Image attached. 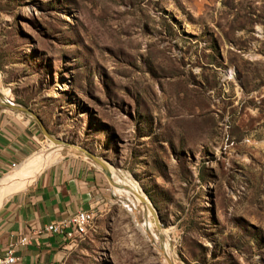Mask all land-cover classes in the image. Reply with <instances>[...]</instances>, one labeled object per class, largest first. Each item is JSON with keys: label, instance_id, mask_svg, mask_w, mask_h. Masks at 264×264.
<instances>
[{"label": "rangeland", "instance_id": "rangeland-1", "mask_svg": "<svg viewBox=\"0 0 264 264\" xmlns=\"http://www.w3.org/2000/svg\"><path fill=\"white\" fill-rule=\"evenodd\" d=\"M0 92L110 171L63 264H264V0H0Z\"/></svg>", "mask_w": 264, "mask_h": 264}, {"label": "crops", "instance_id": "crops-1", "mask_svg": "<svg viewBox=\"0 0 264 264\" xmlns=\"http://www.w3.org/2000/svg\"><path fill=\"white\" fill-rule=\"evenodd\" d=\"M5 99L0 96V180L35 153L43 133L35 119ZM46 167L0 206V256L21 237L29 239L15 247L14 264H63L69 243L45 227L80 211L96 215L109 200L105 172L86 157H64Z\"/></svg>", "mask_w": 264, "mask_h": 264}, {"label": "bare ground", "instance_id": "bare-ground-1", "mask_svg": "<svg viewBox=\"0 0 264 264\" xmlns=\"http://www.w3.org/2000/svg\"><path fill=\"white\" fill-rule=\"evenodd\" d=\"M73 148L77 151L79 148L73 146ZM63 146H50L46 145L38 154L32 155L25 162L16 166L11 172L6 174L0 180V206L4 203V201L11 196L13 192L20 191L24 189L34 178H36L37 174L49 164L50 161L53 160L57 156V154H66L63 153ZM67 152H71L68 150ZM69 154V153H68ZM39 175V174H38ZM140 207L142 205L140 204ZM148 221L158 227V222L156 219L152 218V216L148 215ZM94 214L91 213L90 218L88 219V225L93 221ZM145 226V225H143ZM159 229V227H158ZM162 231V230H161ZM163 232V231H162ZM163 257L166 259V254H163ZM171 260V259H170ZM172 262V260H171ZM165 264H170V261L164 262ZM173 264V263H172Z\"/></svg>", "mask_w": 264, "mask_h": 264}, {"label": "built area", "instance_id": "built-area-1", "mask_svg": "<svg viewBox=\"0 0 264 264\" xmlns=\"http://www.w3.org/2000/svg\"><path fill=\"white\" fill-rule=\"evenodd\" d=\"M92 212L94 211H80L69 219L49 224L45 227L44 231L55 235H61L68 243L72 242L77 239V237L83 236L87 232L89 229L88 219ZM28 240L27 237H21L17 243L10 244L6 253L0 256V264L16 263L18 259L13 255L15 247L19 244L23 245L27 243Z\"/></svg>", "mask_w": 264, "mask_h": 264}, {"label": "water", "instance_id": "water-1", "mask_svg": "<svg viewBox=\"0 0 264 264\" xmlns=\"http://www.w3.org/2000/svg\"><path fill=\"white\" fill-rule=\"evenodd\" d=\"M0 96H3V94H2L1 92H0ZM5 102H6V104H7L9 107H11V108H13V109H15V110L21 111V112H23V113L29 115L31 118L35 119V120L38 122V124L40 125L41 130L43 131V133H44L47 137H49L52 141H54V142L57 143V144H60V143H61V142H59L58 140L52 138V137H51V136L45 131V129H44V127L42 126V124H41L40 120L38 119V117H37L36 115H34L31 111H29L27 108L22 107V106H19V105H16L11 99H5ZM78 148H79V147H78ZM79 151H81V152H83L84 154H86V155L88 156V158H89L93 163H95V164H97L98 166H100V167L103 169V171H104L105 173H108V174L110 173L108 167L105 165V163H104L101 159H99L98 157H96V156L93 155L92 153H90V152H88V151H86V150H83V149H81V148H79ZM115 185H118V184L115 183ZM127 188L131 191L130 187H126V189H127ZM132 191H134V193H135L136 195H138L137 190L132 189ZM141 192H142V190H141ZM142 193H143V192H142ZM143 194H144V193H143ZM146 198H147V197H146ZM146 198L144 199V198L142 197V199L145 200V201L147 202V206H148L147 208H148V210L151 212V214L153 215V217L157 220L159 229L162 230V229H161V226H160V218H159L158 214L156 213L155 209L153 208V206L150 204L149 199H148V198L146 199ZM123 201L127 202L128 204H130L129 201H128L127 199H125V200H123ZM130 205H131V204H130ZM133 208H134V207H133ZM145 215H146V217H147V213H145L144 216H145ZM163 238H164V237H163V234L159 232L160 245H159L158 248H159V250H160L161 253H162V252H163V253H166V251H165V249H164ZM169 261H170V264H172L170 258H169Z\"/></svg>", "mask_w": 264, "mask_h": 264}]
</instances>
